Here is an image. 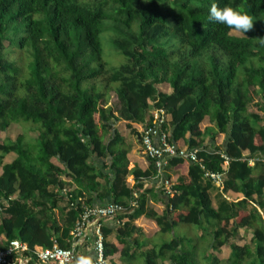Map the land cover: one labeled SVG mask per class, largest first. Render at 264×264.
I'll return each mask as SVG.
<instances>
[{"label":"trees","instance_id":"1","mask_svg":"<svg viewBox=\"0 0 264 264\" xmlns=\"http://www.w3.org/2000/svg\"><path fill=\"white\" fill-rule=\"evenodd\" d=\"M212 3L246 12L252 28L233 36L208 20ZM103 37L124 63L108 66ZM261 38L264 0H0V132L14 123L23 129L0 143V248L12 239L69 248L70 231L94 197L125 205L138 192L116 233L119 251L102 225L109 258L119 252L122 264L137 257L142 264H264V176H254L247 160L264 152ZM154 110L169 115V140H182L198 159H169L179 173L161 184V214L146 207L139 181L151 172L128 170L119 133L139 137L131 124L149 125ZM218 134L224 144L213 147ZM10 152L15 159L2 165ZM206 171L224 173L223 193L243 197L213 208ZM141 215L158 234L151 248L134 254ZM239 229L250 235L243 244L235 241ZM223 246L228 255L219 257Z\"/></svg>","mask_w":264,"mask_h":264},{"label":"built area","instance_id":"2","mask_svg":"<svg viewBox=\"0 0 264 264\" xmlns=\"http://www.w3.org/2000/svg\"><path fill=\"white\" fill-rule=\"evenodd\" d=\"M169 115L163 110H154L149 125L139 131V142L143 154L153 162L157 174L161 175L172 157L186 158L198 161L195 150L179 147L169 140ZM156 139V142H154ZM227 161L224 162L226 164ZM203 167V166H202ZM205 177L222 188L224 173L205 172ZM166 183V181H164ZM138 194L134 192L127 204L122 205L109 202L104 205L83 206L72 230L69 248L53 245L51 248H29L20 240L12 239L0 248V264H73L74 258L79 256V247L91 238L95 252L92 264H112L104 253V236L102 223L107 219L126 217L138 205Z\"/></svg>","mask_w":264,"mask_h":264},{"label":"crops","instance_id":"3","mask_svg":"<svg viewBox=\"0 0 264 264\" xmlns=\"http://www.w3.org/2000/svg\"><path fill=\"white\" fill-rule=\"evenodd\" d=\"M131 125H132V127H134L135 123H132ZM136 125H139V124H136ZM208 125L209 124L207 122V119H205V120H203V122L201 124V128H204L205 126H208ZM142 127L143 126H141V128ZM135 130H137V129L135 128ZM120 131L121 130H119V133L123 136L124 141H125L126 145L128 146V152L126 154V157L128 160V170H131L133 168H137L140 171H150L151 172V175L149 177L142 178L139 180L142 184V190L146 191V194H145L146 207L147 208H153L154 211H156L158 214H161V212L164 210L165 204H166L165 192L162 189L161 184L165 181L166 175H169V176H171L172 179H174L177 176V174L179 173V171L176 170L175 168H172L171 166L167 165L165 167V169L163 170L161 175L157 174V171H156V168H155L153 162L151 160H149L141 151L138 135H136V134L131 135L130 132H125L124 130L122 131V133ZM137 132H139V130H137ZM3 139L4 138L0 137V143L3 141ZM7 139L14 140L15 137H10ZM224 141H225V135L224 134L216 135L214 138L213 147L222 146L224 144ZM154 142H156V139H154ZM204 143L209 144L208 149L211 148L208 137L205 139ZM176 145L179 147H187L182 140L177 141ZM243 155L247 156L248 152L245 151ZM15 157H16V155L12 152L6 154L2 159V165L12 162L15 159ZM247 160H248V164L254 168V172H253L254 176H258V175L264 176V152L261 154H257L255 156H252V157H248ZM98 165L101 166V162L98 163ZM223 166L226 167L227 163L224 164ZM1 172H2V170H1V166H0V174H1ZM105 173H108V172L106 171ZM62 179H64V177ZM126 184L128 187H131V188L133 187L134 180H133L132 175L127 176ZM65 190H69V186H67L65 188ZM137 194H139V193L137 192ZM208 196L210 198L211 206L213 208H216V206L223 200L237 201L243 197L240 193L239 194H234V193L233 194H224L222 191V188L216 186L215 184L208 190ZM109 198H111V197H109ZM109 198H106L103 201H100V200H98L97 197H94L92 204H90V205H92V206L104 205L106 203L112 202V198L111 199H109ZM78 201L83 204L84 198H79ZM263 202H264V199H263ZM66 203H67V197L63 195L61 202H60V208L65 207ZM56 213L58 214L57 211H56ZM125 221H127V217H118L116 219L104 220L102 223L103 229H105L106 231L109 232L107 234V236L105 237V241L115 245L117 247L118 251L120 250V248L122 247L123 244L118 242V240L116 238V233H117L118 228H120ZM134 225L140 230L142 237L139 240L140 246L138 247V244L137 245L135 244L136 248H132L130 250V253L134 252V254H139L141 251L145 252L149 248H151L152 245H154V243L156 242V239H157L158 227L154 221L147 218L145 215H141L140 217H138L134 221ZM238 234L240 235V238L241 237L243 238L241 244H243L249 240V237H250L249 232H246L245 229H239ZM238 234H237V236H239ZM237 236L235 238V241L238 244H240L238 242V240H236L238 238ZM133 237H136V234H133ZM245 238L247 240H245ZM91 240H92L91 238H88L86 240V242L83 243L79 247L78 254L90 256L92 258V261H93L95 258V252H94ZM132 247H133V245H132ZM227 255H228V253H227ZM110 258L116 264H122V262L119 258V252H116L113 255H110ZM133 264H142V260L137 257L133 261Z\"/></svg>","mask_w":264,"mask_h":264},{"label":"clouds","instance_id":"4","mask_svg":"<svg viewBox=\"0 0 264 264\" xmlns=\"http://www.w3.org/2000/svg\"><path fill=\"white\" fill-rule=\"evenodd\" d=\"M208 20L225 25L241 34H245L253 26V18L246 12L227 5L218 7L216 3H212L208 9ZM259 42L264 44V38ZM73 264H92V258L81 254L74 258Z\"/></svg>","mask_w":264,"mask_h":264},{"label":"rangeland","instance_id":"5","mask_svg":"<svg viewBox=\"0 0 264 264\" xmlns=\"http://www.w3.org/2000/svg\"><path fill=\"white\" fill-rule=\"evenodd\" d=\"M231 34L233 36H242L241 33L235 32V31H231ZM102 57L103 59L106 61V63L108 64V66H118L122 63L125 62V58L120 55L119 53H117L112 47L111 45L108 43L107 41V37H103L102 38ZM160 90L162 91H169V87L166 84H161L158 86ZM112 100V98H111ZM132 126V125H131ZM134 129L136 128L137 130H141V126L140 125H134L133 127ZM121 130V129H120ZM23 131L22 127L19 124H11L7 130L5 132H0V137L1 138H10V137H16L17 135H19L21 132ZM125 132H128V129H124ZM122 133V131H120ZM31 137L36 136V132H30L29 133ZM133 135V134H131ZM187 227V226H186ZM179 231H183L184 227L182 226H178ZM188 232L193 231V233L195 232V227L194 226H188ZM242 233V232H241ZM240 233V234H241ZM239 235V234H238ZM169 235H165L164 239L168 240ZM238 238L236 240H238V242L241 244L242 243V237L240 238V235L237 236ZM245 240H247L245 238ZM229 251V247L228 246H223L222 249L220 250V252L216 253L219 257H225L227 255Z\"/></svg>","mask_w":264,"mask_h":264}]
</instances>
